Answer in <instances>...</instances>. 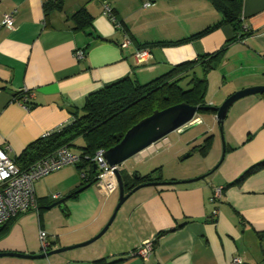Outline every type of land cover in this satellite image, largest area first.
Listing matches in <instances>:
<instances>
[{
	"label": "crops",
	"instance_id": "obj_1",
	"mask_svg": "<svg viewBox=\"0 0 264 264\" xmlns=\"http://www.w3.org/2000/svg\"><path fill=\"white\" fill-rule=\"evenodd\" d=\"M46 1L55 0H0V22L4 13L14 11L12 28L0 24V146L13 159L37 138L70 123L74 113L81 114L90 93L123 77L143 84L173 65L223 49L217 66L207 73L206 94L215 83L222 103L234 91L264 85V0H242L243 37L232 40L235 30L223 23L176 44L169 42L220 21L208 0H63L60 8L45 12ZM103 3L122 21V29L103 13ZM81 7L92 16L86 30L75 29L69 19ZM125 35L130 43L123 47ZM157 42L162 44H153ZM140 47L151 54L144 63L133 57ZM79 48L85 49L82 59L74 56ZM195 70L201 71L200 66ZM25 90L31 94V108L17 100ZM206 103L217 105L212 98ZM202 115L216 123L215 113ZM209 132L205 129L197 141L212 135L201 163L185 164L180 158L181 153H194L193 144L171 145L134 159V166L124 161L119 169L127 174L156 169L162 182H179L132 192L93 242L47 258L0 256V264H94L101 258L112 264H232L233 257L241 264H264V167L235 182L264 161V93L242 97L229 107L223 121V158L216 135ZM164 140L169 142L166 136ZM80 173L67 164L37 179L40 212L19 214L2 232L0 251L41 252L39 229L48 233L51 249L94 237L114 210L118 185L108 195L94 183L70 196L82 183ZM217 187L221 197L211 202ZM63 197V210L47 208ZM31 211L37 217L28 222ZM151 238L154 249L147 259L131 254Z\"/></svg>",
	"mask_w": 264,
	"mask_h": 264
},
{
	"label": "trees",
	"instance_id": "obj_2",
	"mask_svg": "<svg viewBox=\"0 0 264 264\" xmlns=\"http://www.w3.org/2000/svg\"><path fill=\"white\" fill-rule=\"evenodd\" d=\"M62 1H46L44 4L45 12L53 8H60ZM208 1L220 14V21L188 38L169 42L170 44L180 43L186 39L201 36L223 23L231 24L235 30V36L232 40H235L238 36L243 37L246 34L239 32L242 29V0ZM69 19L73 22L74 28L78 30H86L92 22V16L84 7L74 11L69 15ZM116 19L123 27L122 21L117 17ZM153 44L162 43L157 42ZM83 50L85 52V49ZM222 52L223 49L215 51L212 54L203 55L195 60L180 62L171 66L165 73L143 84L127 76L104 85L85 98L81 107V114L74 113V119L70 123L57 130L48 132L31 142L18 157L14 158L15 163L21 168H26L61 146L78 149L81 159L75 165L80 172H85L86 178H81L82 183L80 186L70 192V196L76 195L81 187L96 182L98 169L92 161L95 152L100 148L107 149L115 145L130 126L149 115L154 109H163L180 102L206 106L207 73L217 66ZM196 66H200V76H196L194 72ZM198 113L215 112L211 109L203 108ZM79 138L84 141L82 146L75 144V141ZM211 140L212 135L205 137L202 143L192 147L191 151L199 150L203 154L207 153ZM262 167H264V161L252 165L235 182H239L246 175ZM155 171L156 169L146 175H139L138 178H135V172L127 174L122 169H119L125 192L130 191L139 183L149 181L160 182L162 179L160 173H155ZM36 211L40 212L39 204H37ZM17 216L0 226V236ZM51 244L52 242H50L49 249H51ZM94 264H112V262H107L104 258H101L95 260Z\"/></svg>",
	"mask_w": 264,
	"mask_h": 264
},
{
	"label": "built area",
	"instance_id": "obj_3",
	"mask_svg": "<svg viewBox=\"0 0 264 264\" xmlns=\"http://www.w3.org/2000/svg\"><path fill=\"white\" fill-rule=\"evenodd\" d=\"M150 3H146L148 6ZM103 13L113 22L116 28L122 29L121 23L116 19L112 12L111 7L107 3H103ZM14 11L6 12L3 14L0 24L8 28L14 25L13 18ZM130 43L127 35L124 36L121 46L126 47ZM84 50L79 48L74 51V56L77 59L84 58ZM133 57L137 63H144L150 57V51L147 47H140L133 53ZM31 94L29 91L21 92L17 100L23 103L27 108H30L29 99ZM47 134V133H46ZM45 135V134H44ZM165 137L153 142L137 154L133 156L134 159L143 158L158 149H160L165 142ZM103 148L98 149L92 161L97 166L96 182L95 185L101 193L108 195L113 191L118 183L115 176V170H119V166H110L104 158ZM81 159V154L68 148L61 146L49 155L35 161L26 168H21L17 165L13 158L9 157L7 152L0 146V226L4 225L8 220L24 213L29 209L37 210V199L34 192V182L49 174L52 171L58 170L64 165H75ZM81 178H86L85 172L80 173ZM222 189L217 187L213 190L210 201L221 197ZM54 198L57 194L53 195ZM216 209L213 210L215 214ZM38 239L40 242L41 250L47 251L50 247V238L46 231L39 229ZM154 239H147L140 244L133 252L132 255L140 256L147 259L154 249ZM239 257H233L232 264H241Z\"/></svg>",
	"mask_w": 264,
	"mask_h": 264
},
{
	"label": "water",
	"instance_id": "obj_4",
	"mask_svg": "<svg viewBox=\"0 0 264 264\" xmlns=\"http://www.w3.org/2000/svg\"><path fill=\"white\" fill-rule=\"evenodd\" d=\"M264 93V85H256L245 87L239 89L233 93H231L228 97H226L222 103L218 106H200V105H191L186 102L176 103L174 105H170L163 109H154L149 115L141 118L135 124L130 126L122 136V138L115 145L104 150V158L110 166L118 165L120 166L124 161L133 157L135 154L152 144L153 142L159 140L160 138L165 137L168 133L178 130L179 132L185 131L195 124L199 123L201 120L198 117H195L196 113L200 109H211L215 112L216 123L219 126L220 132L222 133V124L227 114L229 107L238 99L253 95V94H262ZM225 153V145H223V151L221 158H223ZM191 152H187L183 158H187L190 156ZM115 176L118 183V201L114 207V210L108 219L107 223L104 227L92 238L83 241L81 243L57 247L54 249H49L47 251H41L39 253H21V252H13V251H0V256H15L21 258L28 259H39V258H47L52 254H56L67 249H71L74 247L87 245L97 238H99L108 228L110 223L112 222L117 210L121 206V204L130 196V194L136 191L138 188L147 185H159L162 183L170 184V183H178L179 181H149L139 183L134 186L130 191L125 192L123 181L121 179V175L119 170H115ZM206 175H200L195 178L202 179ZM135 178L139 177V174H134ZM184 182V181H183ZM88 185L83 186L82 188L87 187ZM63 197L53 203H51L47 208L57 207L63 210L64 207V199Z\"/></svg>",
	"mask_w": 264,
	"mask_h": 264
},
{
	"label": "rangeland",
	"instance_id": "obj_5",
	"mask_svg": "<svg viewBox=\"0 0 264 264\" xmlns=\"http://www.w3.org/2000/svg\"><path fill=\"white\" fill-rule=\"evenodd\" d=\"M194 72L197 75H201V71L199 70H194ZM215 83H211L210 86V90H208V93L206 94L205 99H207V101L212 98V100L214 101L215 104H217L216 106L220 105V98L222 93L218 92L217 89H215ZM235 92V91H234ZM200 116L199 118H201V121L197 124H195L194 126H192L191 128L179 132L178 130H174L170 133H168L166 135V137L168 138L169 142H165V144L158 149L155 153H160L162 150L168 149L169 146H178L181 144H193V145H199L202 143V140L197 142L200 138V135L204 132L205 129H207L208 131H210L209 133L216 135V139L219 145V153H220V157L222 155V151H223V145L225 144V140H224V133H223V124H222V133L220 132L219 126L217 123L212 122L211 120H207L206 122V118L204 115H202V113H198ZM208 119V118H207ZM211 122V123H210ZM212 124V125H211ZM212 126V127H211ZM80 139V138H79ZM82 141V140H81ZM194 153L190 156H188L187 158H184L182 161L185 164H198L201 163L202 161H204V156L206 155L203 154L202 152H199V150H195L193 151ZM187 153V152H186ZM186 153H181L180 158H182ZM210 157V156H208ZM134 158L130 157L129 159L126 160V165H135L134 164ZM181 161V160H180ZM179 161V163H180ZM135 173H138L135 169H134ZM33 213H29L28 215V222H33L32 220H36L37 214L35 213V211H31Z\"/></svg>",
	"mask_w": 264,
	"mask_h": 264
}]
</instances>
